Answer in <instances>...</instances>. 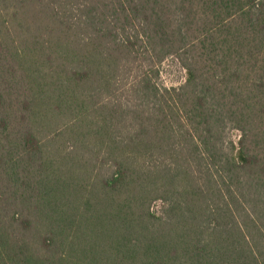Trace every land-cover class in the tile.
I'll return each instance as SVG.
<instances>
[{
    "label": "trees",
    "instance_id": "obj_1",
    "mask_svg": "<svg viewBox=\"0 0 264 264\" xmlns=\"http://www.w3.org/2000/svg\"><path fill=\"white\" fill-rule=\"evenodd\" d=\"M0 264H264V0H0Z\"/></svg>",
    "mask_w": 264,
    "mask_h": 264
},
{
    "label": "rangeland",
    "instance_id": "obj_2",
    "mask_svg": "<svg viewBox=\"0 0 264 264\" xmlns=\"http://www.w3.org/2000/svg\"><path fill=\"white\" fill-rule=\"evenodd\" d=\"M157 70L159 72V81L166 85H178L184 79V69L181 68L176 60L166 59Z\"/></svg>",
    "mask_w": 264,
    "mask_h": 264
}]
</instances>
